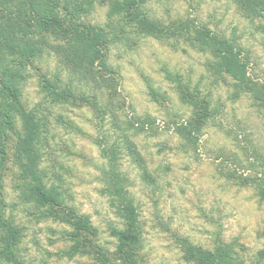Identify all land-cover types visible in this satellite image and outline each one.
<instances>
[{"label": "rangeland", "instance_id": "374dc122", "mask_svg": "<svg viewBox=\"0 0 264 264\" xmlns=\"http://www.w3.org/2000/svg\"><path fill=\"white\" fill-rule=\"evenodd\" d=\"M107 11V5L96 0L80 22L103 27ZM144 12L182 32L155 39L125 28L128 33L110 44L106 60L117 81L116 119H101L79 97L58 104L43 89L45 80L58 79L60 87L71 84L79 96L95 95L104 106L106 88L100 79L105 71L96 72L97 83L79 82L47 48L24 72L21 101L41 120V166L48 185L61 192L60 211L88 219L95 236L83 239L87 244L106 253L115 250L113 230L122 229V222L101 191L104 160L99 145L116 138L113 121L149 116L152 129L133 138L145 167L126 156L120 159L141 225L138 263L184 264L181 241L210 249L221 234L235 243L245 264H264V203L253 188L238 187L223 177L231 170L246 174L251 162H264V110H258L249 95L233 99V81L207 72L209 54L188 38L197 28L233 38L247 58L250 78L264 84V18L242 17L231 0H147ZM46 40L59 43L54 37ZM167 73L189 89L196 86L199 101L209 104L211 115L192 144L174 133L175 125L188 119L193 109L179 100ZM150 89L158 96L152 97ZM15 122L19 130V119ZM14 139L11 135L7 146L2 213L21 231L17 255L22 264H99L92 252L71 255V226L19 200L18 171L10 158Z\"/></svg>", "mask_w": 264, "mask_h": 264}, {"label": "trees", "instance_id": "16d2710c", "mask_svg": "<svg viewBox=\"0 0 264 264\" xmlns=\"http://www.w3.org/2000/svg\"><path fill=\"white\" fill-rule=\"evenodd\" d=\"M95 1L0 0V264H22L17 255L21 231L2 213L1 184L11 135L15 136L10 158L18 171V198L24 204L44 209L41 211L44 217L47 214L55 216L73 228L74 231L69 234L74 241L70 248L71 255L92 252L99 264H139L141 225L128 189L129 179L121 170L120 159L126 156L138 167H145L144 158L133 138L151 130L153 119L133 115L121 124L113 121L116 138L111 140L108 137L104 144L99 145L100 156L104 160L100 170L101 191L122 222V229L113 230L118 239L115 250L106 253L83 240L95 236L86 217L76 216L72 212L61 213V192L54 185H48L47 174L41 166V120L27 110L21 101L26 68L48 48L79 82L97 83L96 72L105 71L100 82L106 88L107 103L101 106L95 95L79 96L71 84L60 87L58 79L44 81L43 89L50 99L58 104L78 97L86 99L101 119L107 116L114 120L118 115L114 108L118 94L114 68L106 60L110 44H114L118 38L122 39L128 33L127 28L155 39L180 36L182 32L180 28L165 27L148 18L144 12L147 0H97L108 7L107 24L103 27L82 24L81 18L90 13ZM231 1L242 17L250 20L264 18V0ZM47 37H54L59 43H49ZM188 38L200 51L209 54L210 58L204 63L207 72L222 81L225 76L233 81V99L243 94L249 95L254 106L264 110V84L250 78L247 58L233 38L221 34L218 37L203 28L195 29ZM167 77L175 83L179 100L193 109L188 119L174 127V133L181 140L192 144L211 115L209 104L205 100L199 101L196 86L189 89L171 73H167ZM150 94L152 97L158 96L153 89H150ZM16 118L20 121L19 130L16 128ZM246 170H249L246 174H237L236 170L227 171L223 177L238 187L253 188L258 199L264 203V162H251ZM235 247V243L225 241L220 234L210 249L183 240L180 250L184 264H245ZM262 254L264 256V250Z\"/></svg>", "mask_w": 264, "mask_h": 264}]
</instances>
